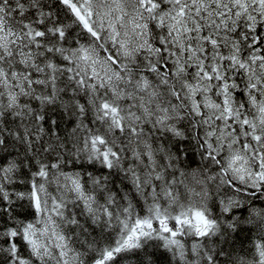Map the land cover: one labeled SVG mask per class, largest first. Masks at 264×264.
<instances>
[{
    "label": "trees",
    "instance_id": "trees-1",
    "mask_svg": "<svg viewBox=\"0 0 264 264\" xmlns=\"http://www.w3.org/2000/svg\"><path fill=\"white\" fill-rule=\"evenodd\" d=\"M71 1L95 32L64 0H0V264H264V182L210 135L247 139L264 101V0L201 1L188 32L162 17L173 0H125L145 43ZM43 220L59 245L38 252Z\"/></svg>",
    "mask_w": 264,
    "mask_h": 264
},
{
    "label": "rangeland",
    "instance_id": "rangeland-1",
    "mask_svg": "<svg viewBox=\"0 0 264 264\" xmlns=\"http://www.w3.org/2000/svg\"><path fill=\"white\" fill-rule=\"evenodd\" d=\"M84 1L86 3L88 15L94 21L95 19L97 20L94 24L96 25V22H99L100 27L107 29L113 40L120 39L122 42L125 41L126 43L134 41L137 43H145L147 41V29L143 22V17L141 15L138 17L134 12L131 14L132 6H126L125 0L124 3L123 0ZM201 1L206 2L209 7H217L209 0H173L170 9L167 10L162 17L165 18L171 27L176 28L178 31H183L185 29L188 32L189 27L186 25L188 20L187 14L193 10L195 5L200 4ZM132 4L135 3L132 2ZM227 18H229V16ZM190 22L192 26L197 25V20H191ZM89 24H92V22H89ZM188 36L189 35H187V37ZM85 57L88 61H92V64L95 63L94 67H96V69H100L95 72L98 77H103L108 74L109 64L102 63L101 60L98 61L97 58H93L88 51H86ZM204 102H206V106L211 109H222V105L214 104L209 97L204 98ZM261 102L262 104H256L258 110L256 117L242 120L245 124L246 136H248L247 139L241 141L239 138L234 137L232 135V129H229V126L226 125L222 126L218 133L214 130L210 131L211 137L215 135L217 138L216 140L221 141V144L224 143L226 146V157L232 173L237 175L240 180H246L257 184L264 182V101ZM223 107L226 109V113H224L223 110H221V113H224L223 117H227L231 114L229 112L230 107L228 106V100ZM191 217L196 223L201 225L200 227H203L208 219L207 215L202 210L194 211ZM136 225L145 227L150 224L148 225L146 222L139 221ZM165 231H167L166 228ZM25 233L38 252L41 247L47 250L49 245L55 241H57L59 245V236L57 235V228L54 220H43L42 222L31 223L27 226ZM166 233L168 234V232ZM167 234L165 235L167 236ZM170 240L171 238L169 241ZM66 251V249H61L63 255ZM65 261L67 260L65 259Z\"/></svg>",
    "mask_w": 264,
    "mask_h": 264
},
{
    "label": "water",
    "instance_id": "water-1",
    "mask_svg": "<svg viewBox=\"0 0 264 264\" xmlns=\"http://www.w3.org/2000/svg\"><path fill=\"white\" fill-rule=\"evenodd\" d=\"M64 1L71 5L72 10L81 19V21L86 26V28H88V29L92 30L93 32H95V30L92 28V26L87 23L86 18L84 16V14L82 13L81 9L78 6H76V4L73 1H71V0H64Z\"/></svg>",
    "mask_w": 264,
    "mask_h": 264
}]
</instances>
